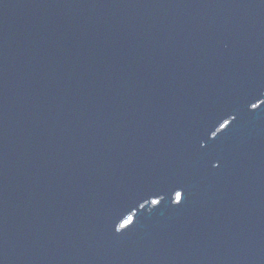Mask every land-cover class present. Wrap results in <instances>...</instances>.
I'll return each mask as SVG.
<instances>
[{
	"label": "water",
	"instance_id": "water-1",
	"mask_svg": "<svg viewBox=\"0 0 264 264\" xmlns=\"http://www.w3.org/2000/svg\"><path fill=\"white\" fill-rule=\"evenodd\" d=\"M0 264H264V0H0Z\"/></svg>",
	"mask_w": 264,
	"mask_h": 264
},
{
	"label": "snow or ice",
	"instance_id": "snow-or-ice-1",
	"mask_svg": "<svg viewBox=\"0 0 264 264\" xmlns=\"http://www.w3.org/2000/svg\"><path fill=\"white\" fill-rule=\"evenodd\" d=\"M251 106H252V108H258L259 107L258 104L255 102L251 103ZM221 119H223V122L220 123V128L223 129V128H227L229 123L236 121L237 116L233 115L231 121L226 119V118H221ZM218 123H219V121H218ZM213 136H215V132H213ZM149 195L161 196V193L160 192H152V193H149ZM181 198H182L181 193L177 192L175 202L177 204H179L181 201ZM144 199H145V201H147V197H144ZM151 203L152 204H160L161 200L160 199H153L151 201ZM143 206H144L143 204L140 205V207H143ZM133 207H135V205H133ZM125 212H127L128 214H127L126 218H123L122 223H120V225H119V229L127 228L129 225H131L133 223L134 213L132 211V207L125 209ZM121 216H123V213H121ZM119 229H117V231H119Z\"/></svg>",
	"mask_w": 264,
	"mask_h": 264
}]
</instances>
